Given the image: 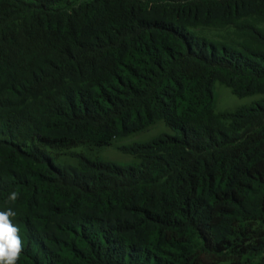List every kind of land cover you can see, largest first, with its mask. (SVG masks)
I'll list each match as a JSON object with an SVG mask.
<instances>
[{
    "label": "trees",
    "instance_id": "16d2710c",
    "mask_svg": "<svg viewBox=\"0 0 264 264\" xmlns=\"http://www.w3.org/2000/svg\"><path fill=\"white\" fill-rule=\"evenodd\" d=\"M217 83L264 93V0H0V211L17 213V264L264 251V99L218 112ZM160 122L118 146L131 161L99 155Z\"/></svg>",
    "mask_w": 264,
    "mask_h": 264
},
{
    "label": "rangeland",
    "instance_id": "374dc122",
    "mask_svg": "<svg viewBox=\"0 0 264 264\" xmlns=\"http://www.w3.org/2000/svg\"><path fill=\"white\" fill-rule=\"evenodd\" d=\"M204 33L208 34L210 37L213 38H220L222 36H227L229 32L226 29L220 28H213L211 30H204ZM215 91L217 94V104L216 110L218 112L224 111H234L239 106L251 104L255 101H260L264 99V93H258L254 95H250L247 97H238L236 96L231 88L223 85L222 83H217L215 86ZM169 129L166 125L162 122L158 123L157 125L151 127L145 132L140 134L132 135L127 137L121 141H119L116 145L107 147L103 150L99 151V155L103 159L115 161L118 163H127L133 159V156L129 154H125L119 149V145L122 144H129L135 141H147L158 134L168 131ZM253 232L251 236H253V242L264 240V223L258 222L255 223L253 226ZM235 262V263H234ZM221 264H264V251H252L248 255L244 257V259L239 258H231L227 262H223Z\"/></svg>",
    "mask_w": 264,
    "mask_h": 264
},
{
    "label": "clouds",
    "instance_id": "9594fccd",
    "mask_svg": "<svg viewBox=\"0 0 264 264\" xmlns=\"http://www.w3.org/2000/svg\"><path fill=\"white\" fill-rule=\"evenodd\" d=\"M19 194L12 191L9 201H16ZM17 213L11 208L0 211V264H17L23 252V242L19 235V228L12 223Z\"/></svg>",
    "mask_w": 264,
    "mask_h": 264
}]
</instances>
